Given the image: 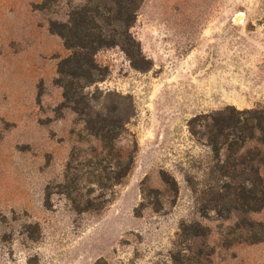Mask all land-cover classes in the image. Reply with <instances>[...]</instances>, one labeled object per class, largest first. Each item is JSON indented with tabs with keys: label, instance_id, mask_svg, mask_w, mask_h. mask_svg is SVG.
Segmentation results:
<instances>
[{
	"label": "rangeland",
	"instance_id": "obj_1",
	"mask_svg": "<svg viewBox=\"0 0 264 264\" xmlns=\"http://www.w3.org/2000/svg\"><path fill=\"white\" fill-rule=\"evenodd\" d=\"M77 12L117 42L86 87L58 71ZM252 108L264 0H0V264H264V147L213 127Z\"/></svg>",
	"mask_w": 264,
	"mask_h": 264
},
{
	"label": "trees",
	"instance_id": "obj_2",
	"mask_svg": "<svg viewBox=\"0 0 264 264\" xmlns=\"http://www.w3.org/2000/svg\"><path fill=\"white\" fill-rule=\"evenodd\" d=\"M61 26L63 30L60 35L69 54L59 60L58 71L61 75L65 74L67 77L76 79L78 82L83 81L86 87L91 82L95 81L94 76L98 69L95 59L96 52L108 45L117 44V42L106 39L104 27L98 22H93L91 24L89 19L87 20L85 13L79 12L72 19L62 23ZM69 91L70 90L65 87L64 98L67 100L71 97ZM103 121H106V119ZM125 122V118L118 116L116 125L117 127H123ZM101 125L103 124L96 127L99 129ZM213 127L217 130L218 136L216 139L218 140H228L230 136L238 137L237 133L241 132L240 144L234 141L233 143L229 142L227 144L228 148L232 150L235 149V154H239V156L242 155L240 154L241 150L245 149V147L252 142L264 147V114L263 111L258 108L244 110L234 109L233 113H220L218 117L215 118ZM98 137L102 140L104 134ZM234 144L236 148L233 147ZM258 154H261V151H258ZM261 157H264V151ZM262 158L253 160L248 166L249 176L246 178L247 187L246 184H244L243 190H245V194L250 199H254L256 197L255 192L260 191L262 200H264V182L259 175L257 164V161ZM121 163V160L118 159L114 164L108 165V167L101 168L100 170L96 169L95 171L97 172L92 173L94 178L91 180V183L100 185V189L107 187L109 183H104L103 181L105 180L103 179H110L111 175L108 174L113 170L111 169L113 166H115V168L118 167L120 171H116L115 176L110 180V184L118 183L120 177H123L129 170V164L123 167ZM107 169L108 172H106ZM228 175L230 177V174ZM230 178H232V176ZM238 194L235 188H233V190L225 194V197L232 198L233 195L238 196Z\"/></svg>",
	"mask_w": 264,
	"mask_h": 264
}]
</instances>
